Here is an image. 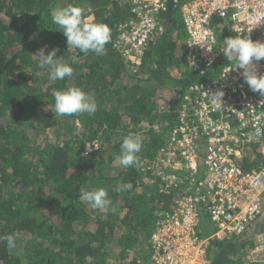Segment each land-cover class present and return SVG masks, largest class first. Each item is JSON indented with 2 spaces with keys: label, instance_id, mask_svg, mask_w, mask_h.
<instances>
[{
  "label": "trees",
  "instance_id": "trees-1",
  "mask_svg": "<svg viewBox=\"0 0 264 264\" xmlns=\"http://www.w3.org/2000/svg\"><path fill=\"white\" fill-rule=\"evenodd\" d=\"M57 5L78 6L87 22L110 27L105 55L67 48L50 15ZM129 8L126 0H0V236L19 234L14 250L0 241V264H152V234L175 209L180 190L164 191L155 178L156 159L185 91L206 79L186 67V31L173 11L163 15L172 29L150 43L140 64L128 65L115 40ZM45 45L49 52L60 49L57 57L73 67L71 77L50 81L37 67L31 54ZM70 87L90 94L95 114L54 118L53 92ZM129 133H140L143 145L138 163L124 168L116 158ZM93 141L97 149L88 150ZM252 149L242 162L246 171L264 163L259 147ZM128 182L131 190L115 191ZM81 187H104L109 211L81 203ZM253 233L211 241L208 258L264 264V254L256 253L257 229Z\"/></svg>",
  "mask_w": 264,
  "mask_h": 264
},
{
  "label": "built area",
  "instance_id": "built-area-1",
  "mask_svg": "<svg viewBox=\"0 0 264 264\" xmlns=\"http://www.w3.org/2000/svg\"><path fill=\"white\" fill-rule=\"evenodd\" d=\"M127 1L129 17L116 25L115 42L128 65L141 63L150 43L168 28L162 16L173 10L186 31V67L206 79L185 91L156 159L155 178L164 191L180 192L175 209L152 234V264H212L211 241L244 236L257 225V251L264 254V163L242 168L245 156L255 154L254 145L264 162V95L253 92L243 70L226 59L217 33L223 21L220 33L264 43V0ZM254 63L264 75V60ZM201 214L216 223L207 237L201 236Z\"/></svg>",
  "mask_w": 264,
  "mask_h": 264
},
{
  "label": "clouds",
  "instance_id": "clouds-1",
  "mask_svg": "<svg viewBox=\"0 0 264 264\" xmlns=\"http://www.w3.org/2000/svg\"><path fill=\"white\" fill-rule=\"evenodd\" d=\"M129 4L130 13L131 3L129 2ZM170 11L172 12L173 10ZM169 12L165 14L167 15ZM175 13L179 15L178 12ZM50 15L52 22L58 27L57 31L61 32L67 38L66 42L68 49H78L85 55L90 52L97 56H103L106 54V45L111 39V29L107 24L101 22H87L82 18V10L75 5H69L67 7L57 5L51 8ZM179 21H181L180 15ZM167 26V30L171 28V25ZM177 34L178 29L174 28L173 37ZM185 39L182 41L183 44L185 43ZM223 46V53L226 59L230 64L235 61L236 69L243 70L242 75L244 81L248 84L250 89L253 92H259L261 95H264V75H261L256 71L254 63L264 60V43L253 41L250 35H236L225 37L223 40ZM59 51V48H54L49 52L48 46L45 45L44 47L39 48L35 54H31L33 57L38 58L37 67L48 72V78L50 81L64 80L66 77H71L74 72L73 67H71L64 59V56L57 57ZM31 72V68L26 70V73L28 74ZM220 93L211 96L214 102L217 95ZM53 96L54 104L49 108L53 112L54 118L70 117L79 114L91 115L95 114L97 111V104L93 101L90 94L80 87H70L63 91L56 90L53 92ZM222 96L223 95H220L219 99ZM159 125L162 126L161 124ZM85 145L88 146V150H91L93 147L97 149V143L95 141L91 142V144ZM142 145L143 137L140 133H129L125 136L120 145V154L116 158L120 165L124 168H130L136 165L138 163L137 154L141 151ZM132 187L133 185L130 182L123 183L116 187L115 191H128L131 190ZM78 200L81 203L89 205L93 209L105 213L109 211L111 203L108 197V191L104 187H94L91 190H86L81 187L79 189ZM257 226L254 231L259 228V231L261 232L260 225ZM254 231L251 230L245 235L254 234ZM18 235V233H12L0 236V241H6V247L9 250H14L17 247L16 240ZM257 235L256 238H254L255 243L257 242ZM256 253L263 255L260 251H257ZM209 260L213 262L211 259Z\"/></svg>",
  "mask_w": 264,
  "mask_h": 264
},
{
  "label": "rangeland",
  "instance_id": "rangeland-1",
  "mask_svg": "<svg viewBox=\"0 0 264 264\" xmlns=\"http://www.w3.org/2000/svg\"><path fill=\"white\" fill-rule=\"evenodd\" d=\"M223 21H220L219 24H217V33H218V38L220 40V42H222L224 40L225 37L228 36V32H225V33H220L219 31H223L225 29L224 25H223ZM178 29V28H177ZM184 38V37H183ZM182 69H185V66H183ZM167 96V93H164V97ZM167 99H163L161 102H162V105L164 104V102L166 101ZM176 108V107H175ZM173 108V109H175ZM167 109L168 110H171V105L168 106L167 105ZM54 135V134H52ZM65 136V135H64ZM67 138V136L64 137V139ZM88 148V147H87ZM200 227L204 230H206L207 233H213L214 231V228L216 227V223L213 222L210 218V216L208 215H203L201 214V223H200ZM258 227V226H257ZM251 235V234H250ZM251 238V237H250ZM252 240V239H250Z\"/></svg>",
  "mask_w": 264,
  "mask_h": 264
},
{
  "label": "crops",
  "instance_id": "crops-1",
  "mask_svg": "<svg viewBox=\"0 0 264 264\" xmlns=\"http://www.w3.org/2000/svg\"><path fill=\"white\" fill-rule=\"evenodd\" d=\"M225 33V32H224Z\"/></svg>",
  "mask_w": 264,
  "mask_h": 264
}]
</instances>
